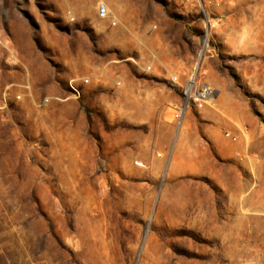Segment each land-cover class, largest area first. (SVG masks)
Listing matches in <instances>:
<instances>
[{
    "label": "rangeland",
    "instance_id": "rangeland-1",
    "mask_svg": "<svg viewBox=\"0 0 264 264\" xmlns=\"http://www.w3.org/2000/svg\"><path fill=\"white\" fill-rule=\"evenodd\" d=\"M217 14L176 122L182 0H0V264H264V0Z\"/></svg>",
    "mask_w": 264,
    "mask_h": 264
},
{
    "label": "built area",
    "instance_id": "built-area-1",
    "mask_svg": "<svg viewBox=\"0 0 264 264\" xmlns=\"http://www.w3.org/2000/svg\"><path fill=\"white\" fill-rule=\"evenodd\" d=\"M223 0H182V3L196 12L202 25L203 33L200 39L196 55L190 66L187 77L180 82L175 74L169 75L168 80L174 86L180 89L179 101L172 105L171 111L173 119L176 122L183 120L191 108L198 110L205 106L211 105L216 99V91L209 84L208 77V60L211 58L210 36L212 30L217 26L219 17L217 10L220 8ZM97 15L100 18H106L108 15L107 8L99 5ZM115 23H113L114 25ZM154 30L155 27H150ZM143 70L148 72L150 66H144ZM225 136L230 138V134ZM235 141L236 137H231Z\"/></svg>",
    "mask_w": 264,
    "mask_h": 264
},
{
    "label": "crops",
    "instance_id": "crops-1",
    "mask_svg": "<svg viewBox=\"0 0 264 264\" xmlns=\"http://www.w3.org/2000/svg\"><path fill=\"white\" fill-rule=\"evenodd\" d=\"M122 30H123V36H124L125 38L130 39V37H131V31H130V28H128V26L125 25V26L122 27ZM156 58H158L157 55H156Z\"/></svg>",
    "mask_w": 264,
    "mask_h": 264
}]
</instances>
